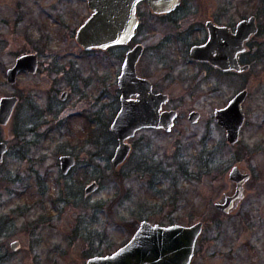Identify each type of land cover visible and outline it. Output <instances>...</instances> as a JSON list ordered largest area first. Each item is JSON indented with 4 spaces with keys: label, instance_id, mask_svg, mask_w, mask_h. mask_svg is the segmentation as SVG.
Segmentation results:
<instances>
[{
    "label": "rangeland",
    "instance_id": "1",
    "mask_svg": "<svg viewBox=\"0 0 264 264\" xmlns=\"http://www.w3.org/2000/svg\"><path fill=\"white\" fill-rule=\"evenodd\" d=\"M259 1L183 0L172 13L177 21L146 23L135 38L144 44L138 74L169 95L164 109L177 110L178 118L171 131L138 132L129 140L132 153L115 168L117 76L132 45L85 50L72 31L90 15L85 0H0V99L19 98L10 122L0 124L9 146L0 165V264H86L127 243L143 220L203 221L192 264H264V35L244 73L222 74L190 55L209 18L224 14L223 23L233 24L256 15L264 25ZM62 13L72 19L69 27ZM28 52L39 54L38 71L9 84L8 68ZM243 89L246 121L231 144L215 110ZM192 111L200 112L197 122ZM68 153L77 164L64 175L59 157ZM235 165L251 175L246 195L226 213L215 202L230 189ZM93 180L99 187L86 194Z\"/></svg>",
    "mask_w": 264,
    "mask_h": 264
},
{
    "label": "water",
    "instance_id": "2",
    "mask_svg": "<svg viewBox=\"0 0 264 264\" xmlns=\"http://www.w3.org/2000/svg\"><path fill=\"white\" fill-rule=\"evenodd\" d=\"M142 0H88L93 13L79 27L77 42L87 51L107 49L128 43L136 33L138 18L136 8ZM150 8L156 12H169L180 4L181 0H147ZM210 38L204 44L192 46L190 55L195 60L208 61L223 70H247L248 64H240L238 54L246 49V41L259 30L256 16L252 15L239 23L237 32L232 33L227 26H217L209 21ZM144 52L141 43L134 45L126 54L122 73L118 78L120 90V108L114 118L110 131L116 136L118 145L112 157L116 168L122 164L131 151L129 139L143 128H163L171 131L178 118L175 109H164L170 97L167 93L155 92L153 83L140 76L137 64ZM39 68V55L36 52L21 54L13 66L7 70V81L15 84L22 72L36 73ZM68 92L63 91L62 99ZM248 90L239 91L225 107L215 110L218 124L224 128L229 143L240 140L241 130L246 121L242 103ZM19 98L16 95L0 99V124L10 122ZM192 122H197L200 112L192 111ZM9 151L6 141L0 140V165ZM76 159L71 154L60 156V165L67 174L75 165ZM250 172L235 165L229 172L230 189L215 202V206L229 213L237 208L246 195L245 184ZM99 184L94 181L85 188V193L96 191ZM204 222L190 225L173 223L162 225L143 220L132 238L113 253L96 255L88 259L87 264H190L195 253L197 241L203 232ZM19 241L12 243L18 248Z\"/></svg>",
    "mask_w": 264,
    "mask_h": 264
},
{
    "label": "flooded vegetation",
    "instance_id": "3",
    "mask_svg": "<svg viewBox=\"0 0 264 264\" xmlns=\"http://www.w3.org/2000/svg\"><path fill=\"white\" fill-rule=\"evenodd\" d=\"M84 1V0H83ZM86 2H87V5H88V7H89V4H88V0H85ZM183 2V0H181V2H180V4L179 5H177L176 6V8L175 9H173V10H171V11H169V12H161V13H156V12H154L151 8H150V6H149V3H148V1L147 0H142V1H140L139 3H138V5H137V8H136V16H137V18H138V23H137V27H136V33H135V35L132 37V39L128 42V43H125V44H118V45H127V46H130V45H132L127 51H126V53H125V56H124V58H123V62H122V65H121V70H120V73L118 74V76H117V82H118V78H119V76H120V74L122 73V68H123V63H124V60H125V57H126V54H127V52L134 46V45H136L137 43H140L139 41H137V42H135V38L139 35V33H145V31H146V23L151 19V18H156L157 20H159L160 18H165V16H166V18H167V20H169V21H173V20H175V21H177L178 20V18H174V16L172 15V13L173 12H175L176 10H178L179 8H180V5H181V3ZM146 6V8L144 9V8H142V6ZM89 9H90V15L89 16H87L85 19H83V22L77 27H73V29H72V31L74 32V34H75V37H76V35H77V31H78V29H79V27L85 22V20L88 18V17H90L91 15H92V13H93V11H92V9L89 7ZM65 14L64 13H62V18H60V20L62 21V23L63 24H66V27H69L70 25H71V23H72V19L71 18H68V17H66V16H64ZM74 16H77V14H75ZM254 16H256V15H254ZM66 17V18H65ZM221 17V18H220ZM250 17V16H249ZM249 17H241L239 20H237L236 22L234 21V20H232V21H234L233 22V24H229V23H227L228 21H226V24H224L223 22V20L226 18L225 17V15L223 14V15H220L219 17L218 16H216V17H212V18H209V19H207V20H205V22L203 21L202 23H204L203 24V29L205 30V38L201 41V42H199V43H193L192 45H191V47H190V50H191V48H192V46H194V45H197V44H204V43H206L208 40H209V38H210V28H209V26H208V22L209 21H211V22H213L215 25H217V26H227L229 29H231V31H232V33H235V32H237V30H238V27H239V23L242 21V20H244V19H247V18H249ZM222 18H224V19H222ZM59 19V18H58ZM228 19V18H227ZM77 20V19H76ZM256 20H257V24H258V27H259V30H258V32L256 33V34H254V35H252L247 41H246V43H245V45H246V49L244 50V51H242V52H240L239 54H238V59H239V62H240V64H242V65H244V64H248L250 67H251V65H252V62H255V59H256V56H259V54H260V52H259V42L256 40V38L258 37V35H259V31H260V25H259V22H258V17L256 16ZM143 28H144V30H143ZM143 44V43H142ZM144 45V44H143ZM115 46H117V45H115ZM110 48V47H109ZM94 50V49H93ZM89 51H92V50H89ZM253 52L252 54H253V58L251 59V58H248V59H246L245 58V55L247 54V53H249V52ZM39 55V54H38ZM142 57V56H141ZM141 59V58H140ZM195 60V59H194ZM140 61V60H139ZM198 64H203V65H206V66H208V68H210L211 70H217L218 72H221L222 74H227V73H244L245 71H238V70H223V69H221L220 67H218V66H215V65H213V64H211L210 62H208V61H201V60H195ZM138 64H139V62H138ZM138 64H137V71H138ZM140 75V74H139ZM140 76H142V75H140ZM153 90H154V85H153ZM65 91H67L68 92V90H65ZM120 91V90H119ZM155 91V90H154ZM156 92V91H155ZM68 95H69V92H68V94H67V97L65 98V99H63V100H66L67 98H68ZM62 98V97H61ZM121 104V103H120ZM164 108V107H163ZM144 129H155V128H143V129H141V130H144ZM159 129H163V128H159ZM141 130H139L138 132H140ZM138 132L136 133V134H138ZM136 136V135H135ZM134 136V137H135ZM133 137V138H134ZM132 139V138H131ZM130 140V139H129ZM129 143L131 144V151H130V153H129V155H128V157L130 156V154L132 153V149H133V145H132V143L129 141ZM69 154V153H68ZM71 155H73V154H71ZM74 157H75V159H76V162H75V165L70 169V171L67 173V174H64L63 173V171H62V169H61V171H62V173L64 174V175H68V174H70L71 172H72V170L74 169V167L76 166V164H77V158H76V156L75 155H73ZM127 157V158H128ZM59 162H60V157H59ZM61 164V163H60ZM60 167H61V165H60ZM95 180H93L92 182H94ZM97 182V181H96ZM98 183V182H97ZM199 240V239H198ZM198 242V241H197ZM196 250H197V245H196V249H195V253H194V256H193V258H192V261H191V263L190 264H192L193 263V260H194V257H195V255H196ZM93 256H96V255H93ZM93 256H90V258L91 257H93ZM90 258H88V259H90ZM87 262H88V260H87ZM87 262H86V264H87Z\"/></svg>",
    "mask_w": 264,
    "mask_h": 264
},
{
    "label": "trees",
    "instance_id": "4",
    "mask_svg": "<svg viewBox=\"0 0 264 264\" xmlns=\"http://www.w3.org/2000/svg\"><path fill=\"white\" fill-rule=\"evenodd\" d=\"M259 11L260 12H257V14L258 15H264V0H260L259 1ZM260 31H259V35L261 36V35H264V25H262L261 24V26H260ZM261 57H264V55H260ZM115 137V136H114ZM118 174V173H117ZM119 175V174H118ZM122 176V178H123V175H121ZM121 176L119 177V178H121ZM133 230H134V228H133ZM0 231H2L1 229H0Z\"/></svg>",
    "mask_w": 264,
    "mask_h": 264
}]
</instances>
